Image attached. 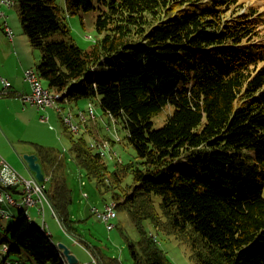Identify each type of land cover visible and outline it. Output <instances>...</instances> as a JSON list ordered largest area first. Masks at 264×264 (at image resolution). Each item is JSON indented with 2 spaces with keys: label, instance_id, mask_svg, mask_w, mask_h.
I'll list each match as a JSON object with an SVG mask.
<instances>
[{
  "label": "trees",
  "instance_id": "trees-1",
  "mask_svg": "<svg viewBox=\"0 0 264 264\" xmlns=\"http://www.w3.org/2000/svg\"><path fill=\"white\" fill-rule=\"evenodd\" d=\"M14 1L24 34L42 51L37 69L45 85L68 101L98 96L127 131L137 159L118 165L109 184L107 163L84 135L70 151L89 178L114 190L117 209L137 227L139 239L129 240L134 264H171L147 220L191 239L196 264H264V0L242 13L243 0H65L69 13L97 9L99 37L88 49L74 41L56 0ZM56 31L66 38L49 39ZM168 105L172 111L155 127ZM37 148L42 163L61 166L50 149ZM56 170L49 203L79 238L72 188ZM125 172L133 181L123 186ZM153 193L161 196L160 212ZM5 243L8 256L66 264L25 209L0 229V250Z\"/></svg>",
  "mask_w": 264,
  "mask_h": 264
},
{
  "label": "rangeland",
  "instance_id": "rangeland-1",
  "mask_svg": "<svg viewBox=\"0 0 264 264\" xmlns=\"http://www.w3.org/2000/svg\"><path fill=\"white\" fill-rule=\"evenodd\" d=\"M56 1L63 11L65 22L71 29L70 33L74 41L84 49L90 48L94 39L99 37L95 29V20L98 13L97 9L69 13L66 10L65 0ZM255 1L256 0H243L242 6L240 7L241 9L238 10V12L242 13L247 5H251ZM260 9L262 10L263 7ZM12 10L19 13L17 6H14ZM236 12V10H233L228 12L227 15L232 16ZM48 38H66V35L60 31H56ZM29 47L36 55V59L32 61L31 66L38 71L37 66L40 63L42 51L32 45ZM42 81L46 84L44 79H42ZM90 102H92L95 107L96 118L93 119L88 116V120L82 123L81 130L78 133L72 132L67 127L62 119V115L57 110L56 120L52 119L49 121L40 118L38 120L34 119L31 122L15 113V111H12L5 121L0 119V131L9 144L8 147L0 144V159L7 160L20 175L26 178L32 177L29 170L20 159V154L23 152V149L17 147L12 142L13 136L8 127H6V122L13 125L14 132L17 136L34 141V143L38 142L51 149L54 154L65 163V173L69 178L73 196L70 211L75 220V229L79 237L76 238L80 242L74 241L66 232L59 218L54 215L51 204L45 199V220L48 223V230L54 241L57 244L63 242L69 245L79 260L85 264H92V255L97 257L99 253L106 257L117 258L120 264H134V259L130 252L129 240L137 241L139 239L140 233L137 227L122 209H117L118 215L113 219L115 227L111 230L108 229L105 221L92 213V208L94 206L103 209L104 203L113 199L114 190L111 187L99 186L95 179L89 178L86 170L82 169L72 158L70 151L72 139L83 135L88 142L95 140V138H111L115 140L113 147L117 152V156L113 158H104L109 171V177L106 179L107 184H109V179L113 178V172L118 171V165H127L132 161L135 162L137 159L134 147L128 142L126 129L121 122L104 112L98 96L92 98L83 97L77 101H61L60 105L64 112L71 110L77 117V112L79 110L87 111ZM171 111L172 107L168 105L158 113L154 117V126H161ZM52 124H54V126ZM107 125L111 127V131L107 129ZM7 132L11 135L12 140L8 137ZM117 137L119 140H117ZM27 145L33 147L31 144ZM28 147L29 146L26 148L28 149ZM47 172L48 171H46V173ZM132 178L133 176L130 173L125 172L123 174L122 185L126 186L132 183ZM47 183L49 184V181H47ZM22 188L23 185H20L17 187L18 191H14L12 188L5 186L0 178V190L2 189L5 193H11L19 202L22 201V194L20 193ZM118 190L119 189H116V191ZM84 193H87L89 197H85ZM153 197L155 199V208L160 212L161 196L153 193ZM39 206L42 207V204L39 203ZM1 209L6 210L9 215L3 216ZM30 212L33 214L36 224L43 225V215H38L34 208H31ZM18 213L19 208L16 204H12L9 201H0V229L6 230L9 226L13 225ZM145 227L147 231L155 233L159 245L165 250L171 264L197 263L198 257L196 248L192 245L191 239H186L183 235L167 234L161 230H156L149 220L145 221ZM86 248L91 251L92 255ZM2 261H5V264H34L26 254H11L8 256L6 251L0 250V262Z\"/></svg>",
  "mask_w": 264,
  "mask_h": 264
},
{
  "label": "crops",
  "instance_id": "crops-1",
  "mask_svg": "<svg viewBox=\"0 0 264 264\" xmlns=\"http://www.w3.org/2000/svg\"><path fill=\"white\" fill-rule=\"evenodd\" d=\"M15 6L7 7L1 6L3 11L5 12V16L0 17V92H4L0 96V119L4 120L7 118L12 111H15L18 115L23 118H26L27 121L30 122L34 119L38 120L42 118L43 115L47 116L49 121L56 120V110L54 108H47L45 110L39 109L37 106L32 105L28 102H25L21 95L31 93L30 83L25 79V70L32 67V61L36 59L35 52L30 49V41L26 34H24L21 23H19L20 15L17 11H13L12 8ZM7 21L10 27L14 31L13 38H10L5 30L3 29L4 22ZM3 79H6L10 82V86L8 89H5ZM16 118L18 119L17 115ZM0 120V121H1ZM7 121V120H6ZM1 123V122H0ZM54 126V124H52ZM3 127V126H2ZM6 127H8L10 133L13 136V140L11 135L7 132L8 137L12 140V142L19 148L23 149V153H35L39 156V161L44 165L45 177H51L52 169H57L56 171L65 176L67 178L68 183L69 178L67 177L65 170V163L63 160L58 158L54 152L52 151V157L59 159V163L61 166L53 165L51 166L50 162L42 163L40 155L38 154V142L31 141L28 139H23L19 137L14 132L13 125L6 122ZM0 144L8 147V143L5 137L2 135L0 131ZM31 144L33 147H30ZM27 146L28 149L26 148ZM47 148V147H46ZM49 149V148H48ZM53 158V159H54ZM52 159V161H53ZM1 160V159H0ZM7 161V160H6ZM42 165V167H43ZM59 165V164H58ZM37 213V208H34Z\"/></svg>",
  "mask_w": 264,
  "mask_h": 264
},
{
  "label": "built area",
  "instance_id": "built-area-1",
  "mask_svg": "<svg viewBox=\"0 0 264 264\" xmlns=\"http://www.w3.org/2000/svg\"><path fill=\"white\" fill-rule=\"evenodd\" d=\"M1 6L4 5V0H0V17L5 16V12L1 8ZM3 29L5 30L6 34L13 38V33L10 29V25L7 21L3 24ZM25 79L30 83L31 86V93L29 94H22L21 97L25 102H28L32 105L37 106L39 109L45 110L49 108V96H53L52 94H47L41 88L40 85H36L32 78L30 77V74L28 72V69L25 70ZM5 89H8L10 86V82H8L6 79H3ZM5 92V91H4ZM0 92V96L2 93ZM48 117L43 115L42 120H47ZM0 176L1 178L5 179L8 183V187H18L20 185H23L22 190L20 193L22 194V201H18L13 197L11 193L4 194L9 197H12L15 202L17 203V206H25L28 207V210L30 211L31 208H37L38 215H43L44 223L48 227V223L45 220V209H44V201L45 199L48 200L47 194H46V183L48 181V178L42 182H39L35 177L26 178L22 175H20L11 165L8 161L5 159L0 160ZM84 183V182H83ZM14 190V189H13ZM14 191H18L17 188ZM85 197H89L87 193H84ZM49 201V200H48ZM39 203L42 204V207L39 206ZM112 203L110 201H106L104 203L103 209H100L99 207L94 206L92 208V213L96 214L100 219L106 222L108 229H113L115 227V223L113 222L114 217L112 216ZM53 209V208H52ZM54 215L57 216L56 211L53 209ZM74 241L78 242L79 240L75 238L74 236L70 235ZM80 242V241H79ZM82 245V244H81ZM87 251L92 255L91 251H89L88 248H86ZM93 262L95 264H98L97 259L94 255ZM78 264H85V263H78Z\"/></svg>",
  "mask_w": 264,
  "mask_h": 264
},
{
  "label": "bare ground",
  "instance_id": "bare-ground-1",
  "mask_svg": "<svg viewBox=\"0 0 264 264\" xmlns=\"http://www.w3.org/2000/svg\"><path fill=\"white\" fill-rule=\"evenodd\" d=\"M15 4L14 0H4V5L7 7L13 6ZM13 36H14V31L13 29L10 27ZM28 72L30 74V77L32 78L33 82L36 85H40L41 88H43V90L45 91V93L47 94H52L53 96H49V108H54L55 110H57L61 115H62V119L64 121V123L67 125V127L74 133H78L81 130V125L83 122H86L88 120V116H90L91 118L95 119L96 118V112H95V107L93 105L92 102L89 103L88 109L87 111L84 110H79L77 112V117L74 115V113H72L71 110H69L68 112H64L63 108L60 105L61 101H68L66 100V98L63 97V93L61 92H55L52 91L51 89H49L42 81L41 76L39 75V72L36 71L34 68L30 67L28 68ZM87 129V128H86ZM107 129L109 131H111V127L109 125H107ZM119 138L117 137V140ZM90 147H92L95 151H97L103 158H107V157H111L113 158L114 156H117V152L114 150L113 144H112V139L111 138H101V139H97L95 138V140H92L89 142ZM1 178V176H0ZM1 180L3 181L4 185L8 187V183L5 179L1 178ZM42 182V181H39ZM48 183H46V188H47ZM46 190V189H45ZM4 194H8V192H3V190H0V201L4 202V201H9L12 204H16L15 200L12 197H9L7 195ZM112 203V216L114 218L117 217V203L113 200L110 201ZM18 208H22L25 209L26 211V215L27 217L33 221L34 217L33 214L28 210V207L25 206H17ZM1 213L3 214V216H8V212L4 209H1ZM57 213V212H56ZM57 217L59 218L60 222L61 219L57 213ZM47 222V221H46ZM62 223V222H61ZM43 229L48 233V227L45 225V223H43L42 225ZM152 234V233H151ZM72 235V234H71ZM74 236V235H72ZM155 236V235H154ZM75 237V236H74ZM76 238V237H75ZM59 248V247H58ZM8 249V245L5 243L2 245L1 250L6 251ZM60 249V248H59ZM61 250V249H60ZM62 251V250H61ZM63 253V252H62ZM64 258H65V263L66 264H70L68 259L66 258V256L63 254ZM98 264H101L100 259L98 258V256L96 257ZM79 263H82L81 261H79ZM78 264V263H77ZM93 264H95L93 262Z\"/></svg>",
  "mask_w": 264,
  "mask_h": 264
},
{
  "label": "water",
  "instance_id": "water-1",
  "mask_svg": "<svg viewBox=\"0 0 264 264\" xmlns=\"http://www.w3.org/2000/svg\"><path fill=\"white\" fill-rule=\"evenodd\" d=\"M20 159L29 170L31 176L35 177L38 181H44L46 179L42 164L39 161V156L37 154L23 153L20 154ZM57 246L62 250L63 254L66 256L70 264L79 263V258L72 251L69 245L61 242L58 243Z\"/></svg>",
  "mask_w": 264,
  "mask_h": 264
}]
</instances>
